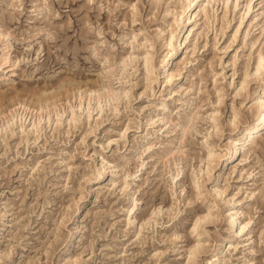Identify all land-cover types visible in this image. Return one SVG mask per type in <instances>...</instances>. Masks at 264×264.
Listing matches in <instances>:
<instances>
[{
    "label": "rangeland",
    "instance_id": "obj_1",
    "mask_svg": "<svg viewBox=\"0 0 264 264\" xmlns=\"http://www.w3.org/2000/svg\"><path fill=\"white\" fill-rule=\"evenodd\" d=\"M186 1L0 0V264H264V129L220 167L264 97L263 2L199 0L168 82Z\"/></svg>",
    "mask_w": 264,
    "mask_h": 264
},
{
    "label": "bare ground",
    "instance_id": "obj_2",
    "mask_svg": "<svg viewBox=\"0 0 264 264\" xmlns=\"http://www.w3.org/2000/svg\"><path fill=\"white\" fill-rule=\"evenodd\" d=\"M200 1H201L200 2V5H202L203 4V2H202L203 0H200ZM226 1L227 0H223L222 1L223 6H225ZM236 1L237 0H234V5L236 4ZM252 1L253 0H245V2H244V10L246 12L251 8V2ZM198 2H199V0H187L186 3H183L182 4L181 10L177 13V18H175V20L177 21V23L175 22L176 24L174 25L175 28L174 27H170V29L167 32V35L165 36L164 45L168 49L166 51V55L163 58V61H162L161 65H160V69L158 70V74H161V75H164V76L166 75L167 76L166 81H168V82L170 81L169 79L172 76H174V73L171 72L169 69L171 68V66L174 63V61L176 60V58H178L180 56V54L186 48L185 39H186L187 34H188L187 31H190V30L192 31L193 30V34H192L193 37L191 36V39H193V40L196 39V36H194V34L197 33V31H195L196 28H197L196 27V23H197L196 20L199 19V18H201V17L202 18L203 17L205 18V16H206L205 8L203 6H202V8H200V9H198L196 11H193L194 8H195V6L198 4ZM206 2L209 3L210 0H206ZM261 2H263V4L261 6H259L258 8H255L254 11H257L259 8L261 10L257 11L254 16L264 14V0H259L257 3L260 4ZM172 17H174V16H172ZM188 26H189V29H188ZM1 34L2 33L0 32V35ZM257 40H258V37H256L250 43L251 46L254 43H256ZM177 54H178V56H176ZM262 56H264V48L262 50H259L257 52V55H256L254 61L252 62V67H251L252 71H250V73L248 71H244L243 72L242 83H243V81H245V78H247V76H249V75L252 76V75L257 74V72H258L257 71V64L259 63L260 58ZM143 59H144V65H145V67L148 66L150 64V56H149V53L148 52H145V54L143 55ZM180 62L181 63L186 62L185 58L182 61H180ZM178 69L180 70V67ZM179 70H178V73H176L177 75H179V72H180ZM244 70H246V68ZM110 92L111 91H109L107 89L105 93H99V94H97V98L98 99L99 98H108L111 95ZM255 99H256L255 102H256L257 107L259 109L258 110V113L255 115V117L253 119V122L250 125L245 126L238 133V135L235 138V140L233 141V143H231L232 146L230 147V151L228 152L226 159L223 162L220 163V167L222 168L221 170H223L224 168L226 169V167L228 165L227 158L230 157V154H231L232 150H234V154L237 153L236 158H238V156L240 155V152L243 151V148H244L243 145H245L244 144V141L245 140H248V139L255 138L264 129V97H262V96H256ZM208 159L209 158H207L206 160H208ZM104 172H105V168L103 166H101L100 167V170H99V175L98 176H101L102 177L104 175ZM178 173H179V171H176L175 175H177ZM220 174L221 173L219 171H217L216 172V175L213 176V179L214 178H218L220 176ZM213 179H212V181H213ZM89 187H90L89 188L90 191L93 188H95L94 185H90ZM216 192H217V190L214 191V194H216ZM2 213L4 214L3 211H2ZM210 214L211 213L209 212V210L206 211L205 213H203V215H202L203 218L202 219H204L205 217L209 216ZM227 223H228V226L231 227V228H233L235 226H238L239 227L238 228L239 231H241L242 228L246 225V223H241L240 221H238L236 215H233V214H230L229 215V218L227 220ZM74 230L71 231L70 233L73 234L74 233ZM197 246H198V242H196L193 246H191L190 251H193L194 249H196ZM210 264H215V261L210 262Z\"/></svg>",
    "mask_w": 264,
    "mask_h": 264
},
{
    "label": "snow or ice",
    "instance_id": "obj_3",
    "mask_svg": "<svg viewBox=\"0 0 264 264\" xmlns=\"http://www.w3.org/2000/svg\"><path fill=\"white\" fill-rule=\"evenodd\" d=\"M90 2H91V0H90ZM19 8H20V6L15 3V0H12V2L7 3V6L4 9L5 16L7 17L11 13L13 15V18H14L15 12L18 11ZM257 71L261 75H264V56H262L260 58V61L257 64ZM125 96H127V93H125ZM235 120H236V117H233L234 122H235ZM262 235H264V234H262ZM262 243H264V242H262Z\"/></svg>",
    "mask_w": 264,
    "mask_h": 264
}]
</instances>
